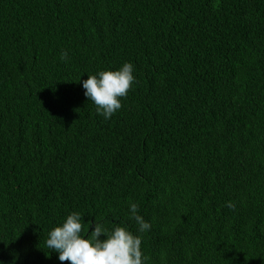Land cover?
<instances>
[{"label":"trees","instance_id":"trees-1","mask_svg":"<svg viewBox=\"0 0 264 264\" xmlns=\"http://www.w3.org/2000/svg\"><path fill=\"white\" fill-rule=\"evenodd\" d=\"M125 61L105 120L80 81ZM73 211L144 264H264V0H0V264H69Z\"/></svg>","mask_w":264,"mask_h":264},{"label":"clouds","instance_id":"clouds-1","mask_svg":"<svg viewBox=\"0 0 264 264\" xmlns=\"http://www.w3.org/2000/svg\"><path fill=\"white\" fill-rule=\"evenodd\" d=\"M67 60L68 53L62 52ZM135 66L125 61L118 68L87 74L80 81L87 101L96 106V112L109 120L122 107V98L136 83ZM229 208L234 207L228 202ZM129 219L135 221L137 233H144L151 225L138 214V204L129 203ZM47 248L58 254L60 262L69 264H144L147 259L142 251V236L134 234L127 225L109 228L102 222H85L78 211L69 213L62 223L53 227L45 241Z\"/></svg>","mask_w":264,"mask_h":264}]
</instances>
